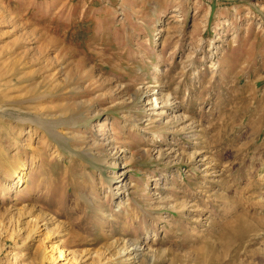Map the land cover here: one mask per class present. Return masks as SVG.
I'll return each mask as SVG.
<instances>
[{
    "label": "rangeland",
    "instance_id": "obj_1",
    "mask_svg": "<svg viewBox=\"0 0 264 264\" xmlns=\"http://www.w3.org/2000/svg\"><path fill=\"white\" fill-rule=\"evenodd\" d=\"M53 243L264 264V0H0V264Z\"/></svg>",
    "mask_w": 264,
    "mask_h": 264
},
{
    "label": "bare ground",
    "instance_id": "obj_2",
    "mask_svg": "<svg viewBox=\"0 0 264 264\" xmlns=\"http://www.w3.org/2000/svg\"><path fill=\"white\" fill-rule=\"evenodd\" d=\"M156 101L157 100L154 99L153 103L151 104L153 109L156 108V103H157ZM16 178L18 179V182H20L21 181V173H18L16 175ZM134 243L130 242L129 245H123V247L119 250L120 256H125L127 258L131 257V259H137L138 255L142 251H144L145 249L144 248L140 249ZM149 248L150 247H147V249H149ZM44 251L47 254L46 260H47L48 264H59L60 262H65V261H66L65 264H67L71 261V258L68 259L69 254H67V251L66 250L64 251L63 248H60L58 245H54V243L52 245H50L48 248H45ZM103 260L104 259H99V257H98L97 259L92 261V263H90V264H110L107 261H106V263H104L105 261L103 262Z\"/></svg>",
    "mask_w": 264,
    "mask_h": 264
}]
</instances>
